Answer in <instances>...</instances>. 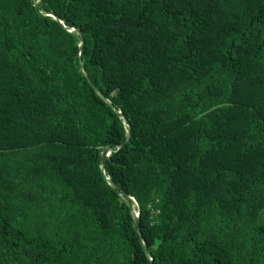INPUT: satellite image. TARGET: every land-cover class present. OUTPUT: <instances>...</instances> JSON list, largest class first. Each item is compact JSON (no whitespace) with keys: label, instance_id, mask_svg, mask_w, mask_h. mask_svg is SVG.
<instances>
[{"label":"trees","instance_id":"16d2710c","mask_svg":"<svg viewBox=\"0 0 264 264\" xmlns=\"http://www.w3.org/2000/svg\"><path fill=\"white\" fill-rule=\"evenodd\" d=\"M0 264H264V0H0Z\"/></svg>","mask_w":264,"mask_h":264},{"label":"water","instance_id":"95a60500","mask_svg":"<svg viewBox=\"0 0 264 264\" xmlns=\"http://www.w3.org/2000/svg\"><path fill=\"white\" fill-rule=\"evenodd\" d=\"M34 4H35V6H36V1H34ZM43 14H49V15H51V16H53L54 18H56L63 26H64V23L62 22V20L57 16V15H55L54 13H52V12H50V11H41ZM70 30L71 31H76V32H78V30L76 29V28H70ZM82 71H83V75L85 76V78L90 82V84H92L91 83V81H90V79H89V76H88V74H87V72H86V70L83 68L82 69ZM105 101H107V99L104 97V96H101ZM128 139V138H127ZM109 151H110V149H109V147L107 146V145H105V146H103V148L101 149V152H100V155H101V157H102V160H104V157L109 153ZM101 170L103 171V169L101 168ZM108 182L111 184V186L112 187H115V184L111 181V180H109L108 179ZM123 199H124V201L126 202V203H130L129 202V199L128 198H126V197H124L123 196ZM131 213H132V215H133V217H134V221H135V224H136V226H137V231H138V235H139V238H140V240L142 241V236H141V231H140V228H139V226H138V217H137V212H135L134 210H131ZM143 242V241H142Z\"/></svg>","mask_w":264,"mask_h":264}]
</instances>
